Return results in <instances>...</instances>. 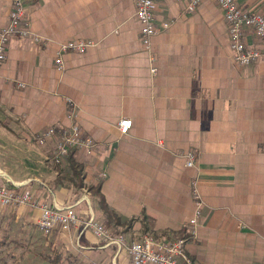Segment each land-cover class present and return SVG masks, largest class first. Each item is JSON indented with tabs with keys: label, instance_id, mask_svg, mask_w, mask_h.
Segmentation results:
<instances>
[{
	"label": "crops",
	"instance_id": "1",
	"mask_svg": "<svg viewBox=\"0 0 264 264\" xmlns=\"http://www.w3.org/2000/svg\"><path fill=\"white\" fill-rule=\"evenodd\" d=\"M237 1L264 14V0ZM156 3L159 31L148 51L137 0H28L32 34L11 37L0 64V184L28 188L39 202H79L80 216L91 208L128 242L185 239L194 264H263L264 61L237 65L217 4L204 1L188 12L187 0ZM12 7L13 0H0V31ZM70 40L96 45L85 54H64L61 72L57 50ZM246 41L257 43L250 29ZM124 118L132 120L128 134L119 129ZM75 122L95 149L74 157L84 165L86 186L101 185L112 218L87 188L79 195L56 179L60 170L49 159L53 140H35L51 127ZM190 151L196 154L191 168L184 157ZM62 164L68 167L66 158ZM196 185L204 207L192 234ZM0 212H6L0 215L3 227H21L20 238H13L20 244L10 247L24 260L37 255L49 264L43 256L54 248L67 264H130L126 251L82 224L38 242L27 230L39 208Z\"/></svg>",
	"mask_w": 264,
	"mask_h": 264
},
{
	"label": "built area",
	"instance_id": "2",
	"mask_svg": "<svg viewBox=\"0 0 264 264\" xmlns=\"http://www.w3.org/2000/svg\"><path fill=\"white\" fill-rule=\"evenodd\" d=\"M204 1H211L223 10L229 29L230 48L237 65L244 67L264 61V14L240 6L237 0H187L188 12H194ZM27 2L28 0H13L9 22L0 31V64L7 59V45L11 37L15 35L26 37L32 34L26 10ZM156 2L157 0H137L136 16L141 26V40L148 51H151L152 39L159 31L156 24ZM168 26V23L163 24L164 28ZM249 29L257 40L254 45L246 41V31ZM35 40L40 41L41 38L36 36ZM95 45L96 43L90 40H70L61 43L55 58L57 70L61 72L65 70L64 54L68 52L85 54ZM152 72L156 73L157 68H152ZM20 86L24 87V84ZM131 127L132 120L129 118H124L119 123L122 134H128ZM35 139L40 145L53 140L52 161L57 163H60L71 152L83 151L84 154L91 155L95 149L94 140L84 134L82 127L76 122L63 129L51 127ZM184 157L188 167H195L196 154L194 152H187ZM193 193L195 210L190 220V232L196 234L204 201L197 185L194 186ZM78 203L64 207L59 204L39 202L28 188H21V186L10 188L6 183L0 184V207L39 208L40 214L34 221L45 235H50L55 231L68 233L74 226L82 224L85 230H91L107 245L116 246L118 252L126 251L130 264H194L185 252V239L157 242L154 237L145 236L140 241L127 242L125 236L115 234L111 228L100 222L91 208L85 217L80 216L77 210Z\"/></svg>",
	"mask_w": 264,
	"mask_h": 264
},
{
	"label": "trees",
	"instance_id": "3",
	"mask_svg": "<svg viewBox=\"0 0 264 264\" xmlns=\"http://www.w3.org/2000/svg\"><path fill=\"white\" fill-rule=\"evenodd\" d=\"M67 165L68 168H70L71 172L68 175L70 178L64 179L60 178V183L64 185H70V187L76 188V191L79 192V195L82 194V191L84 188H87L90 195L94 198H97L100 202V205L102 206V209L104 212L109 216V218H112L115 213L113 210H111L108 206V204L105 201L104 196L101 194V185L97 186H86L85 184V173H84V165L80 164L74 157V153L71 152L67 157ZM64 173L63 171H60V173ZM68 182V183H67ZM10 188H16L15 185H13L11 182L6 183ZM29 184H26L24 186H27ZM78 201V200H77ZM85 202V201H84ZM87 206V203H86ZM110 221V220H109ZM111 222V221H110ZM103 224L108 227L106 222L104 221ZM3 226L0 224V264H7V261L4 260V256H2L9 247L11 243H14L15 245L20 244L18 241L13 239L11 234L6 230L2 228ZM38 228V227H37ZM109 228V227H108ZM8 258H11L13 261L16 260V255L12 252H8ZM24 254V253H23ZM43 261H47L49 264H67V259L62 261V255L61 252L58 250L52 248V254L48 255L47 257L43 256Z\"/></svg>",
	"mask_w": 264,
	"mask_h": 264
},
{
	"label": "rangeland",
	"instance_id": "4",
	"mask_svg": "<svg viewBox=\"0 0 264 264\" xmlns=\"http://www.w3.org/2000/svg\"><path fill=\"white\" fill-rule=\"evenodd\" d=\"M36 140V139H35ZM40 145V144H39ZM74 153V152H73ZM7 159V158H6ZM50 160H51V162H52V165L57 169V167H58V169L60 170V171H63V170H65V169H67L68 167H66V166H64L63 164H62V162H63V160L65 159H63L60 163H57V162H54V161H52V153H51V156H50V158H49ZM67 159V158H66ZM49 160V161H50ZM60 171H59V176H58V178H56V179H60V178H64V179H67V178H70L68 175L70 174V172H71V170L69 169V171L67 172V173H65V171H64V173H60ZM68 183V182H67ZM87 192H89L88 190H87ZM82 193H84V191H82ZM85 198V197H84ZM84 204H85V206H86V202H84ZM2 213V214H1ZM4 214H6V212L4 213V212H0V215L1 216H4ZM30 227H31V230H27V232H31L33 235H34V237H37L38 238V242L41 240V239H43V240H47V239H49L51 236H52V234H50V235H45V234H43L38 228H37V226H36V223H34V224H32V225H30ZM3 229H6L10 234H11V236H13V238H20V235H21V233L23 232L22 230H21V227L19 226V225H12V227L11 226H5V227H2ZM20 240H22V238L20 239ZM127 240V239H126ZM140 241V240H139ZM128 242V241H127ZM131 242H133V241H131ZM44 245H45V242H44ZM43 245V246H44ZM14 247L15 246H13V247H10V245H9V247H6V248H8L7 250H5V252H4V254L2 255V256H4L3 258H4V260L3 261H7L8 260V263L7 264H14V263H16V264H41V260L40 259H38L39 257L36 255V256H34V255H31L30 257H28V258H26L25 260H24V258H22L19 254H21V252L22 251H16L17 252V257H16V260L15 261H13L11 258H8V252H14ZM38 250V249H37Z\"/></svg>",
	"mask_w": 264,
	"mask_h": 264
}]
</instances>
